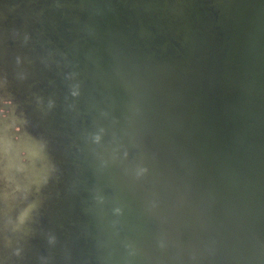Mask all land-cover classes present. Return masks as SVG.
Masks as SVG:
<instances>
[{"label": "water", "instance_id": "95a60500", "mask_svg": "<svg viewBox=\"0 0 264 264\" xmlns=\"http://www.w3.org/2000/svg\"><path fill=\"white\" fill-rule=\"evenodd\" d=\"M0 264H264V0H0Z\"/></svg>", "mask_w": 264, "mask_h": 264}]
</instances>
